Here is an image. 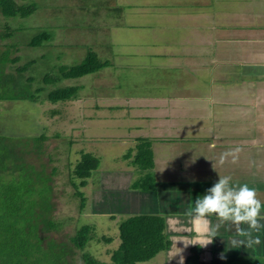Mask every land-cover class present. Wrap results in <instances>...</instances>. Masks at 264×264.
Instances as JSON below:
<instances>
[{"label": "rangeland", "instance_id": "obj_1", "mask_svg": "<svg viewBox=\"0 0 264 264\" xmlns=\"http://www.w3.org/2000/svg\"><path fill=\"white\" fill-rule=\"evenodd\" d=\"M15 1L34 5L36 11L27 19L6 20L0 16V33L5 25L16 29L13 39L0 41V45L14 46L13 56L19 58V63L11 69L13 74L5 70L12 85L9 92L28 98L0 102V134L15 139L18 146H21L18 139L27 138L24 144L30 143L29 150H33L27 160L39 172L35 173L36 178L50 181L46 185L38 182L39 179H33L37 180L35 183L20 180L17 183L19 173H10L8 179L28 194L29 202L43 198L45 206L52 205V221L58 228L43 233L47 240L67 242L82 227L93 228L103 241L110 238V244L89 242L83 252L76 249L73 264H84L83 253L106 261L119 246L118 228L124 218L116 212L111 215L119 211L117 202H112L115 197L107 195V200L101 192L129 191L133 182L141 183L140 171L134 179L121 172L124 168L127 171L131 163L127 155L133 147L129 149V142L120 139L128 129L127 120L121 118L124 113L111 112L102 106L118 103V99L107 98L109 92L128 98L145 92L207 93V112L193 106L186 111L184 119L190 129L179 132L185 136L184 140L178 139L168 147L175 156L171 158L173 167H182L185 172L177 173L175 186L212 185L218 176L225 175L230 177V182L251 186L257 175L264 180V67L239 70L241 61L262 63L264 49H253L249 43L234 44L223 35H213L206 48L210 56L202 53V57L193 55L189 60L178 54L180 46H177L183 40L178 34L187 37L192 33L191 28L204 33L211 24L241 22L242 17L233 16L239 9L251 8L252 13H262L264 17V0ZM42 32H47L51 40L39 47H29L32 38ZM187 40H195V36L188 35ZM171 48L174 52L168 53ZM89 50L111 65L76 80L44 79L60 77L62 68L81 64ZM5 52L0 50V59H4ZM31 61L34 63L24 72H17ZM202 61L208 66H202ZM176 64L179 66L175 67ZM67 87H77V92L84 93L78 100L64 103L52 104L47 100V92ZM38 91L43 93L36 95ZM247 92H251L254 100H249ZM31 96L35 99L30 100ZM243 103H254L255 108L242 107ZM96 105L101 106L100 110L95 109ZM44 135L43 143L34 139ZM256 144L263 146L255 147ZM81 153H94L101 158L100 168L82 181L72 171L81 160ZM181 159L186 161L181 163ZM133 171L132 167L130 172ZM24 176L30 179L26 173ZM82 183L84 186H80ZM256 195L264 200V194ZM164 258L165 254H159L144 264H163Z\"/></svg>", "mask_w": 264, "mask_h": 264}, {"label": "crops", "instance_id": "obj_2", "mask_svg": "<svg viewBox=\"0 0 264 264\" xmlns=\"http://www.w3.org/2000/svg\"><path fill=\"white\" fill-rule=\"evenodd\" d=\"M261 14L252 13L251 8L244 11L239 9L233 16L242 17L241 22L237 21L234 24H223L221 26L211 24L210 30L204 31L207 36L202 31L197 32L194 28L190 29L192 33L187 34V37L185 34H178L183 38L182 43L177 45L178 48L180 46L178 54L182 53V56L189 60L193 59L191 58L193 55L202 57V53L204 56H210L206 48L213 40V35L214 37L223 35L225 39L232 41L234 44L246 45L249 43L253 46V49L262 50L264 49V20L261 18L264 17ZM188 35L189 37L191 35L195 36V40H187ZM169 43L173 48L175 47L173 42L169 41ZM189 46H192V49ZM173 48L168 53H173ZM168 55L171 56L172 54ZM172 56L175 58V55ZM212 59L214 61V58ZM241 63L242 66L239 65V70L241 67L245 69H256L260 65L264 67V61L260 63L251 60L241 61ZM201 65L208 66L205 61H202ZM174 66L178 67L179 65ZM83 93L78 92L73 100H78ZM247 94L251 97H247L249 100L254 98L251 92H247ZM99 98L102 99V97ZM107 98L119 100L118 103L110 102L106 106H102L105 109L108 108L111 112L121 110L124 113L121 118L127 120L125 124L128 129L127 133L120 139L129 142L127 145L129 149L133 147L127 155L128 161L131 163L127 165V171L124 168L121 172L126 173L124 176L130 179L135 178L136 172L140 171L142 173V177L138 179L141 180L140 188L134 186L138 182H133L129 191L111 189L108 194L100 191L106 199L107 195L115 197L112 202H117L119 211L112 213L109 210L112 213L111 215L116 212L117 216H123L124 221L132 216L151 215L163 217L165 233L170 243L169 249L160 253L165 254L163 264H251L254 262L264 264V229L253 233V235H259L261 241L259 244L249 248H245L243 245L233 247L231 241L238 238V234L234 232V229L229 228L226 230V228L220 226V221L216 220L214 216L208 219H197L187 211L191 208L192 201L196 196L202 195L207 186L211 185L198 183L190 186L191 183H189V185L178 187L174 183L177 180V173L182 172V174H185V172L182 167H173L174 163L171 158L175 156L171 154L168 147L175 145L178 139L184 140L185 136L179 132L190 129L189 124L185 123L184 119L186 118V111H189L193 106L195 109L207 112L209 103L207 93L145 92L135 98H128L116 96L115 92H109ZM253 104L243 103L242 107L249 108L250 106L253 110L255 108ZM100 107V105H96L95 109L100 110ZM86 108L85 106L82 107L83 110ZM107 120L110 121V117ZM262 146L256 144L255 147ZM191 154V152L187 153L189 156ZM92 155L97 157L101 164L99 155L97 156L94 153ZM185 161V159L180 160L181 163ZM132 167L135 171L130 172ZM129 168L130 170H128ZM168 170L172 171L167 173ZM162 172L164 174H161ZM159 175H162L161 178ZM127 177H125V180ZM260 177L258 175L254 177L252 179L254 181L253 185L249 186H254L256 194L263 195L264 180ZM263 201L262 199V206H264ZM110 205L114 206L115 204L110 203ZM213 225L218 227L217 235L204 244L206 240L210 239L209 232ZM221 254H223V258H221Z\"/></svg>", "mask_w": 264, "mask_h": 264}, {"label": "trees", "instance_id": "obj_3", "mask_svg": "<svg viewBox=\"0 0 264 264\" xmlns=\"http://www.w3.org/2000/svg\"><path fill=\"white\" fill-rule=\"evenodd\" d=\"M35 11L34 5L18 4L15 0H0V16L6 20L27 19ZM15 31L16 29L5 25L4 31L0 33V41L13 39ZM50 40V35L47 32H42L33 37L28 46L39 47ZM14 49V46H8V44L0 45V50L6 51L4 59H0V102L26 100L28 98L27 95L9 92L12 91V85L6 77L5 70L9 69L8 72L13 74L11 72L13 65L19 63V58L13 56L12 51ZM32 63L34 62H28L18 68L17 72H24ZM110 65L109 61H102L98 53L89 50L81 64L62 68L60 77L45 76L44 79L53 82L60 79L76 80L96 74ZM77 89V87L54 89L46 93V98L52 104L69 102L77 96ZM40 93L43 92H35L36 95H40ZM32 97L29 99L34 100L35 97ZM34 139L37 143H43L42 140L45 141L46 137L44 135ZM12 140L8 136L0 134V264H73L75 250L83 252L87 243L110 244L108 242L110 238H105L104 242L95 235L94 229L90 227H82L73 238L63 243H57L54 239L47 240L43 237V233L55 231L58 228L56 223L52 221V205L50 204V207L45 206L43 198H40V201L29 202L28 194L21 192L14 185L15 181L8 179V175L19 173L20 178L17 183L19 180L24 183H35L37 180L33 179H39L38 182L46 185L49 184L50 179L36 178L35 173L39 172H35L33 165L27 160V156L33 151L29 150L31 144L29 143L27 146L23 141L28 139H18L21 146L17 145L15 139ZM81 154V160L78 161L72 171L75 178L82 181L92 177L101 164L94 155ZM141 164L144 163L141 162ZM25 173L30 179L24 176ZM80 186H84V183ZM134 186L140 188V182L135 183ZM84 204L85 201L82 200V210ZM118 240L119 246L111 255L108 254V260L100 261L91 254L83 253L81 254L83 263L144 264L160 253L167 251L170 247L165 233V221L161 216L129 217L119 225Z\"/></svg>", "mask_w": 264, "mask_h": 264}, {"label": "clouds", "instance_id": "obj_4", "mask_svg": "<svg viewBox=\"0 0 264 264\" xmlns=\"http://www.w3.org/2000/svg\"><path fill=\"white\" fill-rule=\"evenodd\" d=\"M220 159H224L223 154ZM187 211L197 219L214 216L226 230L234 229L238 238L231 241L233 247L243 245L249 248L261 242L259 235H253L264 229V206L256 195V189L245 183L230 182L227 175L218 176L202 195L196 196ZM217 232L218 227L213 225L209 232L210 239L204 244L217 235Z\"/></svg>", "mask_w": 264, "mask_h": 264}]
</instances>
